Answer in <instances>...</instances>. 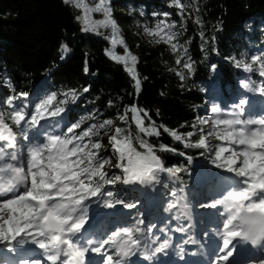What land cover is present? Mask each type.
I'll use <instances>...</instances> for the list:
<instances>
[{
	"label": "trees",
	"instance_id": "16d2710c",
	"mask_svg": "<svg viewBox=\"0 0 264 264\" xmlns=\"http://www.w3.org/2000/svg\"><path fill=\"white\" fill-rule=\"evenodd\" d=\"M111 3L125 11L114 12V16L136 57L139 91L121 62L106 54L108 41L82 32L71 3L0 0V77L8 83L1 93L0 116L4 115L21 139L7 111V93H29L43 84L57 93H75V99L64 104L69 119H94L97 124L111 120L110 136L116 128L123 129L122 137L142 154L147 149L141 141L150 145L165 168L179 169L175 176L183 186L196 190L194 163L207 155L204 147L195 146L204 131L199 120L209 114L206 105L210 111L216 106L207 101V92H233L241 74L237 63H245L254 47L264 46V0H181L183 13L173 0ZM161 12L176 21L177 43L187 49L186 53L183 48L173 52L168 44H152L145 38L144 26L153 27ZM178 57L180 64L176 63ZM185 64H190L191 70ZM257 78L254 76V82ZM132 106L145 123L157 126L158 136L140 131L132 119ZM171 131L180 134L188 145L176 141ZM166 188L165 193L173 189L169 184ZM135 208L127 210L136 212ZM113 219L119 221L124 216ZM2 245L0 242V248Z\"/></svg>",
	"mask_w": 264,
	"mask_h": 264
},
{
	"label": "snow or ice",
	"instance_id": "6c2138e0",
	"mask_svg": "<svg viewBox=\"0 0 264 264\" xmlns=\"http://www.w3.org/2000/svg\"><path fill=\"white\" fill-rule=\"evenodd\" d=\"M181 13L184 5L181 0H173ZM65 4L73 3L77 8H82L84 30H95L97 27L111 26L113 30L112 45H123V40L117 37L115 22L110 18L111 13L105 7V0H99L94 8H88L82 0H64ZM103 11L105 20L92 21L91 12ZM167 15V14H165ZM174 24L161 22L155 30L146 29L149 35L158 37L156 43L169 44L173 52H177L182 45L173 43L177 33L173 31ZM67 51V49H65ZM187 49L183 48V53ZM181 53V55H183ZM110 57L117 62L125 63L126 68L135 81L137 91L140 89V81L136 77L132 66L136 62L135 56H116L109 51ZM259 57H253V63L259 61ZM181 63L180 58L176 60ZM241 64L238 62L237 67ZM185 68L191 70L190 64ZM215 67V66H213ZM244 70L251 72L250 65H244ZM181 79H183V75ZM259 75L264 76V63L261 64ZM11 87V85H9ZM244 88L249 85L245 83ZM88 91L87 88L84 89ZM264 94V88H261ZM27 93H19L8 98L7 103L12 105L14 100H21L14 106L10 115L12 123L19 129V135L28 141L27 145L17 146V133L0 116V242H5L11 249L20 252L24 245H34L35 248L24 249L21 252L23 259L18 264H135L130 260L131 256L138 252L144 259H150L151 255L162 253L169 247L170 240H160L159 236H152L155 229L164 232L165 227H157L156 223H149L147 228H142L143 219L138 214L119 220L113 230L99 228H85L89 220V209L96 206L113 209L117 205L123 209L137 207L135 201H126L112 187L118 182L126 186H151L155 188L161 183V173H167L175 177L178 168H165L160 159L153 153L150 145L143 141L146 147L145 153L136 151L127 137H122L123 129L116 128L115 134L109 139L112 149L118 154L121 175L113 173L109 175L104 170L108 159L97 158L102 147L101 142L93 141L92 137L98 135L100 129L111 125V120H106L99 126L93 124L87 129L77 133L80 122L66 124L63 131H59L64 122L63 105L67 102H57L55 94L48 96L41 102L27 101ZM75 99V93H66ZM248 101L241 98L232 106L231 111L222 113L216 106L211 112L216 114L210 118L213 130L207 135L216 136L227 141L225 146L221 144L215 151L214 163L218 168L226 167L240 179V187L232 195V199H242L247 202L249 210L264 211V119L254 120L244 118V105ZM31 104V110L29 105ZM131 112L137 127L146 135H159L155 126L145 128L143 119L138 114V109L133 107ZM147 116V113H144ZM126 119V117H121ZM44 121L45 123H41ZM254 121V122H253ZM201 125L209 123V119H200ZM257 124L259 128L251 129L249 125ZM223 126V127H221ZM36 129L33 136H29V130ZM165 132L169 129L164 128ZM201 131H203L201 129ZM176 141L183 137L176 131L169 133ZM191 133H189V136ZM233 145L242 147L232 148ZM196 147H207L206 140L201 138ZM171 150V149H168ZM224 153H229L227 156ZM167 187V184L164 185ZM23 188V191L20 189ZM135 190V189H133ZM182 187L171 189L166 196L171 197L168 208L176 207L181 199ZM252 193H256L252 196ZM224 196V195H223ZM222 206L223 220L221 221L223 232L217 229L223 241V248L227 251L223 259L227 260L232 254V248L237 245H229L236 238L243 242V233L239 226H234L235 214H229L228 200L217 198L214 202L205 205L209 208ZM167 210V209H166ZM221 212V213H222ZM219 213V215H221ZM109 215H115L111 213ZM183 227H176L174 231L183 232ZM194 242V241H193ZM183 243H189L188 240ZM151 245V254L148 249ZM94 253L101 257L99 261L88 258V254Z\"/></svg>",
	"mask_w": 264,
	"mask_h": 264
},
{
	"label": "rangeland",
	"instance_id": "374dc122",
	"mask_svg": "<svg viewBox=\"0 0 264 264\" xmlns=\"http://www.w3.org/2000/svg\"><path fill=\"white\" fill-rule=\"evenodd\" d=\"M82 2L85 5H87L88 8H94L99 3V0H82ZM71 4L76 9L77 20L80 24L82 32L90 33L95 36H100L108 41L109 48H108L107 53L109 51H113L116 56H120V57H125L128 55L134 56L132 51L128 49L126 42L124 41L123 36H122V27L120 26V24L116 20V17L114 16L115 14L114 12L125 13V11H121L117 9L115 6H113L111 3V0H105V7L110 11L111 13L110 18L115 22V25H116L117 37L123 40L124 42L123 45L117 44L115 48H113V45L111 42L112 37H113L112 27L111 26L97 27L95 30L85 31L84 30L85 26L83 23V16L85 15L84 10L82 8H77L73 3ZM165 14L167 13L161 12L160 17L156 20L155 25L153 27L144 26L143 28L145 38L152 44H157L156 40L158 39V37L149 35L148 32H146L145 30L146 29L155 30L156 26L160 24L162 21L168 24H174L175 27L173 28V31H175L178 34L176 21L174 19L169 20L168 19L169 15L168 14L165 15ZM90 17L92 21H96V22L105 20V15L103 11L91 12ZM259 27H261V24H259ZM173 43H177V36H176V39L173 41ZM249 55H250V58L245 63H243L240 67H238L239 70L241 71V74H240V78L238 79V84L235 90L233 92H230L229 94L223 95V92L213 89L214 93L212 92L210 94V92H207V101L210 102L212 100V102L216 104V107L222 113H227L231 111L232 106L236 104L241 98H246L248 103L251 98H255L256 99L255 102L252 105H250L249 108L245 110L244 118H251L254 120H259V119H264V107H263L264 94L261 93V88H264V76L259 75L261 64L264 63V46L260 45L258 47H254L252 49V52ZM253 57H259L260 60L257 61L256 63H253ZM121 64L124 66V68L128 72L125 63L121 62ZM244 65H250L252 68V71L251 72L245 71L243 67ZM129 66L134 67L133 65H129ZM254 76H258V78L256 79V82H254ZM136 77L138 79L137 73H136ZM245 83L249 85L248 88L243 87ZM7 85H8L7 80L2 79L0 77V101H1V96H2L1 93ZM27 94H28L27 101H35V102H41L43 99H46L48 96L52 94L56 95L57 102L61 100L67 101L68 99H73V97L71 96H66L65 95L66 93H57L53 91V89L48 84H43L41 87H34ZM12 96L14 95H11L10 93L6 94V104L9 107V110L7 111H9L10 114L13 112L14 106L19 105L21 103V100H14L12 105H9L7 103V100L8 98ZM65 104H67V102ZM66 106L67 105H63V107L65 108V112L63 113L64 122L61 123L60 128L58 129L59 131H63L66 124H70L72 122H80V128L76 129L77 133L87 129L89 126L93 124L97 126L100 125V124H97V122L94 119H90V120H87L85 118L76 119V120L69 119ZM31 107L32 106L30 104L29 110H31ZM133 107L135 106L130 107V109ZM204 108L206 109L207 112H209V114L201 119H209V123L206 125H201L199 123V126L200 128L204 130L201 138H204L206 140L207 147H204V148L207 150V155L204 158L198 160L196 163H194L196 171L193 175V180H194L195 186H197L196 190H194L193 187L189 189L183 188L181 199L179 203L177 204V206L167 209L165 208V206L168 207V201L171 199V197L164 195L165 191L167 190V188L164 185L169 184L173 187V189L182 187L181 183L178 182V178L176 176L170 177L166 172L162 173L164 174V176L161 177V183L157 185L155 188L150 187V190L148 191H139L135 188H134L135 190H133V188L131 187L129 188L126 185H123L122 182H118L116 185L108 186V187L114 188V190H116L118 194L121 195L127 201L134 200L137 205V207L135 208L137 211L136 212H133L131 210L126 211L127 209H123L122 206L120 205H117L113 209H108L102 206L93 205V207L89 209V220L85 226L89 227L87 225H90L91 223H93L96 218H99V217L102 218L103 216L104 218H102L101 223L98 224V227H97L101 230V232H103L104 230H110L112 223H113V229H115V227L118 224L114 222L111 223V221H105L108 216L121 215V213L124 212L123 213L124 218H126L129 215L136 217V215L138 214L139 218L143 219L144 221V224L140 225V227L142 228H147L149 223H156L157 227H165L164 232H158L154 229L153 232L151 233L152 236L161 237L160 240L157 241V243L163 241L164 239H169L170 236L173 234L177 235L178 241H181V239L191 240L189 239L191 238V236L187 238L186 236L179 234V231H174L176 227H183L185 229L184 230L185 232H189V231L193 232L194 227L197 226L198 224H202L203 218H206L207 216H209L208 214H211L213 215V217L215 216L214 217L215 219H213L212 221L206 222L207 225L206 224L205 225L207 228L200 229V233L198 236V238L200 237V241L198 242H200L201 245H204L206 248H208V245H209L208 241L210 240L214 242L218 241L220 243L222 239L217 234V229L219 228L220 232L222 233L223 229H222L221 221L223 220L224 217L222 215H219V213L222 212V206H217V208H209V207H205V205L214 202L217 198H222L223 195H225L231 189L237 190L240 187V184H238L235 187H231V186L224 187L223 189H222V186L220 185L219 186L220 191H217V192L213 190L212 188H209L208 186L206 191H202V187L206 185L207 182L205 184H202L201 181L204 180L205 177L209 180L212 177H219L220 179L225 180V181L237 180V182L238 181L240 182V179L237 178L233 172H229L226 167L218 168L216 166V163H221L222 161H217L216 163L213 162L215 159L214 153L216 150H218V146L221 144H224L225 146H227L228 142L223 141L220 138H217L216 136L214 137L216 141H213L212 138L214 135L213 136L207 135L210 131L213 130V124L210 118L214 117L216 114H213L210 111L209 104L206 105ZM138 114L142 118L139 111H138ZM133 115L134 114L132 113V119L134 123L136 124V121L134 120ZM2 116L4 117V115ZM41 123H45V122L42 121ZM143 124L145 128L153 126V124L145 123L144 120H143ZM154 126L156 130L158 131L157 126L156 125ZM256 128H257V125L255 124L253 129H256ZM103 129H106V131L103 134H101L99 131ZM103 129H100L97 127L96 131L98 132V135L92 137L93 141L98 140L102 144V147L99 150V156L97 158L99 159L101 157H105L108 159V163L105 164L104 170L108 172L109 175H112L113 173H115L123 177L122 171L116 167L117 163H119L118 154L113 151L112 145L109 143V139L111 137L110 135L113 132V127L107 125ZM36 131H37L36 129L29 130V136L30 137L33 136ZM181 142L185 145H188V142L184 139H182ZM27 143L28 141L24 140L23 137H21V139H19L18 147L27 145ZM239 147H242V146H239V145L232 146V148L234 149L239 148ZM228 154L229 153H224L225 156H227ZM20 191H23V188H21ZM150 212H153L154 216H151ZM111 213H115V215H109ZM119 218H122V216H120ZM1 243L3 244L2 245L3 247L0 248V264H10V263L18 264V262L24 258V257H19L18 254L21 251H24L25 247L35 248L34 245H30V244L24 245L22 246L20 252H18L15 249H11L10 246L7 245L5 242H1ZM152 246H155V245H151L149 248H151ZM139 255L140 253L138 252L136 255L131 256V257H136ZM216 264H218V262ZM243 264H264V252L261 257H258L256 259H250L248 262H245Z\"/></svg>",
	"mask_w": 264,
	"mask_h": 264
},
{
	"label": "clouds",
	"instance_id": "9594fccd",
	"mask_svg": "<svg viewBox=\"0 0 264 264\" xmlns=\"http://www.w3.org/2000/svg\"><path fill=\"white\" fill-rule=\"evenodd\" d=\"M236 189L229 190L221 199L228 200L230 208L229 214H235L234 226H239L243 233V242L251 243L253 246L264 242V211L249 210L247 202L242 199H232ZM255 196L256 193H252ZM223 216L224 213L222 212Z\"/></svg>",
	"mask_w": 264,
	"mask_h": 264
},
{
	"label": "bare ground",
	"instance_id": "6f19581e",
	"mask_svg": "<svg viewBox=\"0 0 264 264\" xmlns=\"http://www.w3.org/2000/svg\"><path fill=\"white\" fill-rule=\"evenodd\" d=\"M252 90V89H251ZM250 102V101H249ZM253 107V106H252ZM262 110V109H261ZM170 179V178H169ZM238 184H240V182L238 181L237 182V180H230V181H225V180H222V179H220L219 177H212L207 183H206V185H204L203 187H202V191H206L207 190V187L209 186V188H212L213 190H215L216 192L217 191H220V185L222 186V189L224 188V187H229V186H231V187H235V186H237ZM211 189V190H212ZM153 191V190H152ZM211 192V191H210ZM139 193V192H138ZM146 193V192H145ZM219 193V192H218ZM206 195V194H205ZM126 214V213H125ZM131 214V213H130ZM197 214V213H196ZM209 216H207L206 217V220H207V222L208 221H212L213 219H215L214 217H213V215H211V214H208ZM126 217V216H125ZM201 217V216H200ZM204 219L205 218H203V223L202 224H198V226H203V224H204ZM201 220V219H200ZM219 220V219H218ZM219 222V221H218ZM167 225V224H166ZM218 225V224H217ZM98 227V224H94L92 227H86L85 226V228L87 229V228H93V229H96ZM184 236V235H183ZM220 236V235H219ZM161 238V237H160ZM174 238H175V236H174ZM183 241H185L184 239H181V242H182V244H185V243H183ZM189 243H191L190 241H189ZM215 248H217V246L215 245L214 246ZM25 249H28V247H25ZM169 249H172V244L170 243L169 244V247L166 249V251H168ZM223 249V243H222V245H221V247L217 250L218 252L220 251V250H222ZM214 250V249H213ZM21 252H23V251H21ZM21 252L18 254L19 255V257H22V255H21ZM222 252V251H221ZM193 254L194 255H199L200 254V252H199V248L198 249H196L194 252H193ZM208 255V253H206V256ZM18 258V257H17ZM94 259H95V261L96 260H98L99 259V256H97L96 254H95V256H94ZM10 262V261H9ZM11 264V263H10ZM207 264H209V262L207 263ZM218 264H224V263H222V262H219Z\"/></svg>",
	"mask_w": 264,
	"mask_h": 264
}]
</instances>
